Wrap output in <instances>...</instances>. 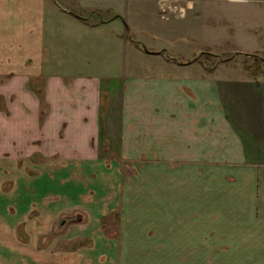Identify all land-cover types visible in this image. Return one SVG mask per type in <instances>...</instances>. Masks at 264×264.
I'll use <instances>...</instances> for the list:
<instances>
[{"label": "crops", "instance_id": "1", "mask_svg": "<svg viewBox=\"0 0 264 264\" xmlns=\"http://www.w3.org/2000/svg\"><path fill=\"white\" fill-rule=\"evenodd\" d=\"M54 18L86 23L55 0H0V75L5 76L0 82V167L7 172L0 175V248L5 228L9 240L22 246L13 236L20 219L13 213V221L5 222L14 211H6L11 207L7 200L36 194L32 183L48 173L49 202L30 199L34 220L24 229L50 234L57 219L72 209L87 216L86 222L69 224L64 235L51 240L59 236L91 243L69 254L52 250L51 241L49 256L56 264H133L134 248L155 242L163 253L171 252L173 264H227L229 256L244 253L241 248L264 246L255 208L257 173L264 168V110L259 131L252 129L236 110L228 74L217 81L216 70V80L132 76L121 80L124 130L117 140L122 148H104L99 124L111 118L103 107L114 85L75 73L77 67H53L52 56L68 49L65 41L74 44L77 38L54 33ZM236 76L238 85H233L260 92L259 82ZM32 79L41 81V95L30 89ZM104 123L106 141L111 122ZM118 157L141 167V187L123 180ZM237 181L239 188L243 185L238 195L232 191ZM123 182L127 193L140 190L145 202L156 200L157 212L142 211L144 219L156 214L157 223L151 224L156 238L145 234L150 225L144 219L133 224L119 218L106 228L99 222L113 211L118 214ZM106 230L113 234L106 236ZM64 255L67 260L57 261Z\"/></svg>", "mask_w": 264, "mask_h": 264}, {"label": "rangeland", "instance_id": "2", "mask_svg": "<svg viewBox=\"0 0 264 264\" xmlns=\"http://www.w3.org/2000/svg\"><path fill=\"white\" fill-rule=\"evenodd\" d=\"M55 1L62 8L84 17L86 23L81 24L74 19L67 21L52 19L54 33L64 35L65 38L69 34H72L74 38L77 37L76 43L73 44L74 40L65 41L68 49L52 56L53 67L56 66L59 70L77 67L78 71L75 73L102 77L103 84L111 82L114 85L111 88L107 86L108 99L103 107L105 108L103 114L111 118L107 120L102 118V123L99 124L102 147L116 148L117 152L122 148V145L118 143L120 140H117V135L124 130L122 126L124 121L121 118V80L132 76L141 79L163 76L205 80L214 78L213 72L216 70L215 78L217 81L218 79L222 81L228 74L226 80L234 91L235 103L238 105L236 110L244 114L245 123L251 125L252 129L259 125L258 117L264 110V0ZM100 20H104V24L94 25ZM187 62L189 64H184ZM179 63L184 66L178 67ZM232 68L235 70H229ZM256 68L261 70L256 71ZM62 73L65 75L67 72L62 71ZM240 74L251 78L256 83L259 82L260 92L249 85L242 87L241 84L239 88L233 85L238 82L236 75ZM4 79L5 76L0 75V82ZM242 81L239 80V82ZM29 87L41 95L39 79H32ZM0 109H3L1 103ZM105 121L111 122L108 129L110 134L107 140L103 141L102 133L104 135L106 133ZM259 128H256L257 131ZM120 158L118 157V165L120 172H123V180L141 187V167H133L125 161V158ZM2 174L6 175L7 172L0 167V175ZM37 178L38 180L32 183L36 186V194H24V198L20 197V200L16 198L7 200L6 207L8 205L11 207L6 211L10 209L14 211L6 215L5 222L13 221V213L18 217H14L15 219H20L13 236L15 235V241L22 246L14 245L9 240L8 228H5V236L0 248L4 256L0 255V261H5L4 264H56L49 256L54 253L52 250L72 254L91 245L90 241L80 240V238L71 240L57 236L58 238L56 237L54 241L51 240L53 235H64L65 228L69 224L86 222L87 216L72 213V209H68L65 215L57 219L54 223V231L50 234L24 229L25 222L34 220V210L28 212L30 199L34 204L37 201L41 204L49 202V191H47L49 190V173L39 175ZM257 178L256 193L260 198L258 202L255 201V208L257 207V217L262 219L261 229L257 234L261 240H264V168L260 167ZM227 180L232 183L228 178ZM238 183V181L235 183V188L232 190L235 194L243 189V185L239 188ZM121 186L124 196L116 209L118 214L116 215L113 211L111 215L100 218L99 222L103 228L114 227V222H118L116 220L119 218L124 223L139 224L144 219L142 211L149 209L157 212L156 200L147 199L145 202L139 190L140 187L135 190H139V193H127V184L123 182ZM127 194H138V196L130 198ZM145 204L146 208L143 209ZM154 215L144 219V222L150 225L146 226L148 229L145 231L150 239L156 238L155 228L151 227V224L157 223V216ZM102 232L106 236L113 234L109 230ZM51 241L54 244L51 246L52 250L49 249ZM154 244L151 247L134 248L133 264H173L171 252L167 250L163 253L164 248L159 247L157 242ZM223 249L228 251L233 248L224 247ZM241 249L245 250L243 254L229 256L226 263L264 264V246ZM62 258L64 261L68 259L64 255L57 261H62ZM86 264L93 263L87 261Z\"/></svg>", "mask_w": 264, "mask_h": 264}, {"label": "trees", "instance_id": "3", "mask_svg": "<svg viewBox=\"0 0 264 264\" xmlns=\"http://www.w3.org/2000/svg\"><path fill=\"white\" fill-rule=\"evenodd\" d=\"M257 70L260 71L261 69L256 68V71H257ZM251 76H252V75H251Z\"/></svg>", "mask_w": 264, "mask_h": 264}]
</instances>
